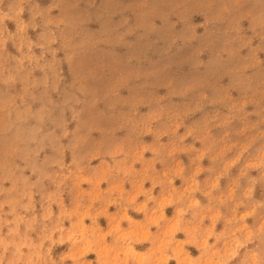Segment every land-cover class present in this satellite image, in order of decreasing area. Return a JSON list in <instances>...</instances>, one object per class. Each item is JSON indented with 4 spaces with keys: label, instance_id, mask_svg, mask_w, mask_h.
<instances>
[{
    "label": "rangeland",
    "instance_id": "obj_1",
    "mask_svg": "<svg viewBox=\"0 0 264 264\" xmlns=\"http://www.w3.org/2000/svg\"><path fill=\"white\" fill-rule=\"evenodd\" d=\"M0 264H264V0H0Z\"/></svg>",
    "mask_w": 264,
    "mask_h": 264
},
{
    "label": "crops",
    "instance_id": "obj_2",
    "mask_svg": "<svg viewBox=\"0 0 264 264\" xmlns=\"http://www.w3.org/2000/svg\"><path fill=\"white\" fill-rule=\"evenodd\" d=\"M212 180H214V179H208V186H207V190H208V193H210V194H214L216 191H217V188H215L214 187V185L211 183V181ZM240 184H242V183H240ZM225 180L222 178L221 180H220V182H219V186L221 187V188H223V187H225ZM233 185V184H232ZM233 188L235 189V192L236 193H238L239 191H240V187H239V183H237V184H235V185H233ZM201 203H202V198H201ZM208 203L210 204V205H214L213 203V201H208ZM174 206V205H173ZM173 206H170V205H167L166 207H165V213L167 214V216H168V218H173V219H175L178 215H177V208L178 207H176L175 208V206L173 207ZM169 209H171V210H169ZM176 209V210H175ZM238 209H240V208H238ZM208 224V226H211V222H209V219H208V223L205 221V225H207ZM197 225L199 226V222H197ZM220 226H221V223L218 221L217 223H216V226H215V230L216 231H218L219 229H220ZM203 231H197V234H201ZM182 238L184 239V238H190L188 235L187 236H182ZM212 241V238H211V240H210V242Z\"/></svg>",
    "mask_w": 264,
    "mask_h": 264
}]
</instances>
